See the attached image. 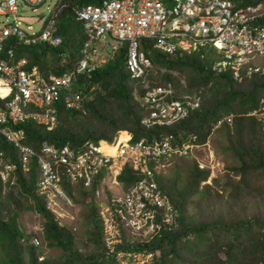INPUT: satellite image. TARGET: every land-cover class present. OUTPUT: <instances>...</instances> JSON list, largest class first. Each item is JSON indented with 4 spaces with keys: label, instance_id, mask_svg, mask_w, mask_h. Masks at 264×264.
Listing matches in <instances>:
<instances>
[{
    "label": "trees",
    "instance_id": "16d2710c",
    "mask_svg": "<svg viewBox=\"0 0 264 264\" xmlns=\"http://www.w3.org/2000/svg\"><path fill=\"white\" fill-rule=\"evenodd\" d=\"M100 1L57 0L56 5L61 8L54 18L60 44L54 48L44 43L15 45L14 55L26 60V69L35 65L37 71L44 72V81L50 75L67 71L80 56L84 40L81 22L73 10ZM232 1L239 6L253 2ZM259 22L264 23V17ZM122 45L103 64L73 77L70 90L80 96V106L66 109L62 100L57 101L56 122L51 130L29 120L18 124L23 142L35 150L43 141L76 148L84 141L110 144L118 132H125L133 141L171 134L178 144L188 141L190 136L195 137V144H203L218 132L224 139L220 149L235 161L228 166L222 182L209 176V169L199 167L194 159L179 185L175 179L164 180L155 173L158 188L174 210L172 227L161 225L148 240L130 244L121 229V243L115 248L151 252L154 254L151 264H264V125L256 114H250L264 107V63L263 68L248 78L241 76L235 81L228 68L221 72L211 69L212 61L207 58L206 50L175 51L169 55L152 48V41L140 39L138 49L149 57L154 67L166 70L161 75L157 73L158 83L171 85L175 96L195 94L199 100L198 107L189 110L182 119L147 129L140 122L143 112L136 98L143 89L124 69L125 46ZM48 52L51 55L47 58ZM61 52L66 61H60ZM52 60H57L56 65H52ZM170 71L184 76V86ZM149 77L153 76L149 74ZM228 114H231L230 122L223 120L211 131L215 122ZM0 149L11 151L10 145L1 139ZM37 175L36 166L31 164L25 173H16L14 186L3 193L0 188V264H116L104 252L99 203L94 199L104 174L94 176L88 188L79 183L72 188L64 180L60 182L67 197L79 203L83 210L84 241L90 250L94 249L88 254L76 247L71 227L59 222L47 207L45 196L36 193ZM138 176L125 163L115 181L124 190ZM189 204L193 205L192 212ZM23 210L41 218L43 244L58 250V256H44L38 245L29 242L31 237L24 233L18 220Z\"/></svg>",
    "mask_w": 264,
    "mask_h": 264
},
{
    "label": "built area",
    "instance_id": "2783aa9c",
    "mask_svg": "<svg viewBox=\"0 0 264 264\" xmlns=\"http://www.w3.org/2000/svg\"><path fill=\"white\" fill-rule=\"evenodd\" d=\"M42 1L0 0V17L9 14L13 21L7 25L0 20V49L3 40L10 35L18 39L23 36L15 16L21 8L19 3L33 7ZM252 1L236 6L230 0H102L97 5L75 8L73 12L81 21L86 37L81 50L83 57L72 70L50 76L48 82L35 78L36 66L27 72L22 69L23 60L13 63L11 51L6 50L4 57L0 58V89L4 90H0V97H7L0 106V138L10 144L11 151L6 153L0 149L2 193L15 185L16 173H25L34 164L38 172L36 193L44 195L47 206L55 211L52 195L70 205L61 189V180L88 188L93 177L103 173L115 183L121 167L128 163L139 176L98 207L104 252L117 264H151L154 256L151 252L115 248L121 243V229L130 244L146 241L161 225L167 229L172 227L174 210L155 182L156 167L161 159L172 155H190L192 148L201 146L194 143L195 137L190 136L188 141L178 144L171 134L135 141L128 136L118 140V136L112 144L84 141L76 148L43 141L35 150L22 142L23 132L16 126L29 120L51 130L56 122L57 101L62 98L65 108L69 109L79 106L80 96L70 90L71 80L75 74L93 68L89 63L96 51L91 45L94 40L101 41L103 33L110 35L108 46L111 49L115 48L116 41L126 40L128 43L127 73L131 78H139L140 86L144 88L142 94L136 96L143 112L140 118L143 127L167 126L182 119L189 110L198 107L197 95L175 96L169 86L147 84L146 75L151 63L144 53L137 51V39L154 38V46L167 53L214 47L220 57L213 62L211 69L221 72L228 68L232 78L239 81L241 76L249 77L258 71L254 62L256 58L264 60V26L259 24V18L264 16V0ZM54 29L51 16L31 41L43 40L52 46L57 45L59 38L53 36ZM257 113L264 125V107L259 112H250ZM230 119L231 114L218 119L211 131L221 121L229 123ZM198 166L202 167L199 163ZM30 242L33 245L39 243L35 237Z\"/></svg>",
    "mask_w": 264,
    "mask_h": 264
},
{
    "label": "rangeland",
    "instance_id": "374dc122",
    "mask_svg": "<svg viewBox=\"0 0 264 264\" xmlns=\"http://www.w3.org/2000/svg\"><path fill=\"white\" fill-rule=\"evenodd\" d=\"M57 0H45L39 6H35V10L33 11L32 8H27L25 5H21L25 9V15L30 17L28 23L32 25L33 31L39 28L38 19L44 17L48 13V9L52 6L54 2ZM2 18L0 17V20ZM21 27L25 29V24H21ZM103 43H107L109 37L104 34L103 36ZM95 48L97 49L96 52H100V55L96 58L99 61L102 57L107 58L113 56L110 49L104 46L94 44ZM73 51V49H70ZM208 54V59L210 61L216 60L218 58L217 51H213L211 49H205ZM75 54V53H74ZM110 54V55H109ZM48 56L51 55L50 52L47 54ZM64 56H61L60 61H66ZM57 60H52V65H56ZM153 70V77L151 79L155 82L159 81V75L157 74L156 67L152 68ZM38 77L41 78L42 81L45 78L42 75H45L44 72L42 74L38 71ZM173 76H176L179 79V82L182 86L185 84V79L183 75L177 74L176 71H171ZM157 76V77H156ZM256 117L261 118V116L257 113ZM224 145V139L222 135H219L218 132H214L208 140L202 144V146L198 147L197 149L192 148L190 151V156L188 155L184 157H170L167 160H161L160 164H157L156 173L163 178L164 180H171L175 179L178 183H182L186 175L188 173V167H190L192 160L194 159L197 163L201 166L209 169V176H213L217 179V182H222L223 176L225 173L228 172V166L234 165L235 161L231 160L227 156V152L220 149V146ZM104 179L99 183L97 187V193L94 195V199L96 204L103 206L101 203L108 198V195H114L121 190V186L118 183H111L106 176H103ZM158 181V179H157ZM77 184H73L72 188H75ZM61 188V187H60ZM62 189V188H61ZM74 198H76L75 194H73ZM194 198V197H193ZM70 199V198H69ZM51 201L54 202V208L57 212H61L63 217L59 218V222L61 224H66L67 226L71 227L73 231V235L75 238V245L76 247L81 250L84 254H88L93 250H90V245L86 244L84 241V225L82 223V213L83 210L81 205L77 202H74L70 199V206H67L63 203V201L56 195L51 196ZM195 202V201H194ZM188 209L193 211V205L189 204ZM19 223L21 225V229H23L25 234H29L30 237H36L39 240L38 248L42 251V254L47 257H55L58 256L59 252L56 249L46 248L43 244L41 239V218L34 212H30L29 210H23L19 214Z\"/></svg>",
    "mask_w": 264,
    "mask_h": 264
},
{
    "label": "clouds",
    "instance_id": "9594fccd",
    "mask_svg": "<svg viewBox=\"0 0 264 264\" xmlns=\"http://www.w3.org/2000/svg\"><path fill=\"white\" fill-rule=\"evenodd\" d=\"M45 0H43L42 2H40L38 5H35V6H39L41 3H43ZM102 1V0H101ZM100 1V2H101ZM230 1H232V0H230ZM100 2H98L97 4H99ZM233 2V1H232ZM234 4H235V2H233ZM97 4H91V5H97ZM22 4L21 3H19V7H21V8H19L18 10H17V13L15 14V16L17 17V19H18V21H19V24H18V27H19V29L23 32V36L21 37V38H17L16 36H13V35H10L9 37H7V38H5L4 40H3V42H2V44H1V49H0V58H3L4 57V55H5V51L6 50H10L11 51V53H12V62L13 63H15V62H18V61H20V60H23V64H22V69H24V70H26L27 72L28 71H30L31 70V68L33 67V66H35V65H31L30 66V69H26L25 68V64H26V60L24 59V58H16V56L14 55V46L15 45H19V46H22V45H29V44H31V43H44V44H46V45H48V46H50V47H52V48H54V47H57L59 44H60V42H61V38H60V36H58L57 35V29H56V23H55V18H54V16H56V14L58 13V11H59V8L61 7L60 5H58V6H60L58 9H57V7L54 5V3L52 4V6L50 7V9H48V13L44 16V17H42V18H40V19H38V22H39V28L38 29H36V30H34L33 31V28H32V25L30 24V23H28L29 22V20H30V17L29 16H26L25 15V9H24V7L23 6H21ZM236 5V4H235ZM35 6H33V7H26V9L27 8H32V10L34 11L35 10ZM236 6H239V5H236ZM241 6V5H240ZM54 8H55V10H54ZM52 16V20H53V23L55 24V29H54V31H53V36H56V37H58L59 38V42H58V44L57 45H55V46H52V45H50L47 41H41V40H35V41H31V39H33V38H35L41 31H42V29H43V26H44V24H45V22H46V19H48V18H50ZM264 16H262V17H260L259 18V21H260V19H262ZM2 22L4 21L5 22V24H11V23H13V21L10 19V15L9 14H6L4 17H2ZM81 22V21H80ZM21 24H25V29H23L22 27H21ZM259 24L260 25H262V26H264V23H261V22H259ZM81 28H82V23H81ZM82 34L84 35V33H83V30H82ZM104 34H106L108 37H109V40L107 41V43H103V35ZM101 37H102V40L101 41H97V40H94V42L92 43V45H91V47L92 48H94L95 49V51L97 50L96 48H95V46H94V44H97L98 45V43H99V46H101L102 48H104V46L106 47V45H107V47L110 49V51H111V53L110 54H112V52H114V51H116L118 48H120L121 46H123L122 44H124V48H125V54H124V69H125V71H126V73H127V70H126V67H125V58H126V53H127V46H128V43H127V41L126 40H121V41H116V46H115V48L114 49H111L109 46H108V42L110 41V35L108 34V33H103L102 35H101ZM85 35H84V40H83V42L85 41ZM24 39H28V42H24ZM140 39H148V40H150V41H152V48H154V49H156V50H158L159 52H162V53H164V54H169V55H172L173 53H167V52H164V51H161V50H159V49H157L154 45L156 44V39H154V38H151V37H140V38H138L137 39V51L138 52H142V53H144L142 50H139L138 49V43H139V40ZM83 42H82V44H81V48H80V50H79V52H80V56H78L77 57V59L73 62V64H72V66H71V68L70 69H68L67 71H69V70H72L73 68H74V66H75V64L83 57V54L81 53V50H82V47H83ZM212 49L213 51H217L214 47H201V48H199V49H197V50H189V51H182V52H184V53H190V52H194V51H198V50H205V49ZM218 52V51H217ZM109 54V55H110ZM145 54V53H144ZM182 53H178L177 55H181ZM59 55L60 56H62L63 55V52H61V53H59ZM100 55V52L98 51V52H96L95 54H92L91 55V57H92V61H90V65H93V68L92 69H89V70H93L97 65H99V64H103L104 62H105V60L107 59V58H105V57H102L99 61H97V59L98 58H96L97 56H99ZM146 55V54H145ZM217 55H218V58L220 57V55H219V52L217 53ZM147 56V55H146ZM107 57H108V55H107ZM147 58L149 59V57L147 56ZM217 58V59H218ZM101 60H102V62H101ZM150 60V59H149ZM215 60H212V62H211V66H212V64H213V62H214ZM254 62H255V64L256 65H258V67H259V69L260 68H263V67H261V65L264 63V60L263 59H261V58H256L255 60H254ZM150 63H151V67H150V69H149V72H148V74L146 75V83L147 84H150V85H160V86H169V87H171L172 88V86L171 85H169L168 83H166V84H160V83H158V82H155V81H153L152 79H151V77H149V74H151L152 76H153V70H152V68L154 67L153 65H152V62H151V60H150ZM36 69H37V67H36ZM156 69H157V73L159 74V75H161V74H163L166 70H165V68H162V67H156ZM258 69V70H259ZM89 70H84V71H89ZM84 71H82V72H80V73H83ZM37 73H38V71H37ZM36 73V76H35V78H37V80L38 81H40V82H48L49 81V77L50 76H56V75H50L49 77H48V81H42L41 80V78H39L38 77V74ZM62 73V72H61ZM80 73H78V74H80ZM170 73H171V71H170ZM75 75H77V74H75ZM74 75V76H75ZM127 75H128V77L130 78V79H132L133 81H138V83H139V86H140V80H139V78H131L130 76H129V74L127 73ZM59 76V75H58ZM73 76V77H74ZM248 78V77H247ZM73 79V78H72ZM241 79V78H240ZM236 81V80H235ZM141 88H142V86H140ZM143 90H144V88H142ZM173 89V88H172ZM1 92V91H0ZM173 92H174V90H173ZM1 94V93H0ZM135 94V93H134ZM133 94V95H134ZM180 96V95H179ZM7 99V97H0V102H1V104H0V106H2L3 105V103H4V101ZM60 100H62V98L60 99ZM64 105V104H63ZM79 106H80V102H79ZM78 106V107H79ZM65 107V106H64ZM78 107L77 108H72V109H78ZM66 109H69V108H66ZM37 125V124H36ZM122 132H118L117 134H116V137L114 138V140H113V142L115 141V139L118 137V136H120V134H121ZM125 133V132H124ZM128 137H129V139H130V136H129V134L128 133H125ZM1 139V138H0ZM24 139V138H23ZM23 139H22V142H23ZM140 139V138H139ZM138 140V139H137ZM4 141V140H3ZM133 141V140H132ZM135 141V140H134ZM4 142H6V141H4ZM112 142V143H113ZM8 143V142H7ZM24 143V142H23ZM98 143H102V142H98ZM112 143H110V144H112ZM9 144V143H8ZM26 144V143H25ZM104 144H107V143H104ZM204 144V143H203ZM10 145V144H9ZM28 145V144H27ZM108 145V144H107ZM199 145H201L202 146V144H199ZM3 150V149H2ZM170 157H177L176 155H172V156H170ZM170 157H168V158H166V159H161V160H167V159H169ZM179 157H181V156H179ZM184 157V156H183ZM160 160V161H161ZM159 161V162H160ZM158 164H160V163H158ZM123 167V166H122ZM121 167V168H122ZM121 170V169H120ZM120 172V171H119ZM109 179V181H110V178H108ZM102 180L100 179V182H101ZM209 181V177L207 178V180H206V182H208ZM115 183H117L116 181H115ZM113 184V183H112ZM63 190V189H62ZM121 191V190H120ZM123 191V190H122ZM96 193H97V189H96ZM66 195V194H65ZM67 196V195H66ZM69 198V197H68ZM46 199V198H45ZM71 199V198H70ZM70 199H69V201H70ZM106 199H108V198H105V200ZM103 202V201H102ZM101 202V203H102ZM100 203V202H99ZM46 205H47V203H46ZM71 205V204H70ZM69 205V206H70ZM101 205H98V207H100ZM48 207V206H47ZM98 207H97V211H98ZM49 208V207H48ZM50 209V208H49ZM51 210V209H50ZM52 211V210H51ZM53 212V214L55 215V217L56 218H61V217H63V214L61 213V212H57L56 211V209H55V211H52ZM31 238H33V237H31ZM31 238H30V240H31ZM36 238V237H35ZM149 239V238H148ZM147 239V240H148ZM30 240H29V242H30ZM39 241V240H38ZM31 243V242H30ZM32 244V243H31ZM39 244V243H38ZM37 244V245H38ZM33 245V244H32ZM37 245H34V246H37ZM117 250H121V249H117ZM125 251V250H124ZM39 259H41V257L39 258ZM115 261V260H114ZM152 263V262H151ZM117 264V263H116Z\"/></svg>",
    "mask_w": 264,
    "mask_h": 264
},
{
    "label": "bare ground",
    "instance_id": "6f19581e",
    "mask_svg": "<svg viewBox=\"0 0 264 264\" xmlns=\"http://www.w3.org/2000/svg\"><path fill=\"white\" fill-rule=\"evenodd\" d=\"M1 91H4V90H2V89H0ZM126 134L124 133V132H122L121 134H120V136H119V139L118 140H124L125 138H126Z\"/></svg>",
    "mask_w": 264,
    "mask_h": 264
},
{
    "label": "crops",
    "instance_id": "0c3cea01",
    "mask_svg": "<svg viewBox=\"0 0 264 264\" xmlns=\"http://www.w3.org/2000/svg\"><path fill=\"white\" fill-rule=\"evenodd\" d=\"M57 2V1H56ZM56 2H54V5L57 7V9L59 8V6L58 5H56ZM98 45H99V43H98Z\"/></svg>",
    "mask_w": 264,
    "mask_h": 264
}]
</instances>
